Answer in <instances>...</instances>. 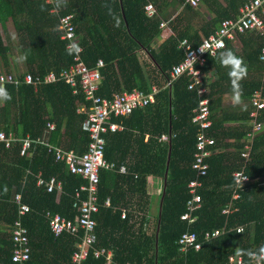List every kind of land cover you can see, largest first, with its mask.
Here are the masks:
<instances>
[{
  "label": "trees",
  "instance_id": "1",
  "mask_svg": "<svg viewBox=\"0 0 264 264\" xmlns=\"http://www.w3.org/2000/svg\"><path fill=\"white\" fill-rule=\"evenodd\" d=\"M172 1L179 7L171 15H175L170 22L172 34L160 43L163 12ZM202 1L213 14L198 21V11L183 6L182 0H59L55 6L44 0H0V60L8 69L0 67V73H21L16 81L0 83L12 96L9 102L0 104V130H11L18 137L41 136L47 142L36 144L35 150L31 148L32 157L20 154V141L9 147L0 143V264H19L11 260L10 230L18 217L16 195L31 208L21 217L32 248L31 258L23 264H70L80 241L68 233L55 236L46 214L73 220L79 214L78 207L88 200V191L81 190L88 181L72 173L65 161L56 159L54 149L56 146L77 153L86 150L89 136L82 126L85 115L76 111L78 102L84 100L83 92L80 87L73 92L63 78L37 85L23 82L24 74L42 79L48 72L72 64L73 53L66 50L58 27L59 17L68 14L73 17L84 64L93 67L98 60L103 61L99 95L110 98L114 92L133 87L144 91L152 85L158 88L154 103L136 108L128 116L111 118L121 122L123 129L104 135V156L114 167L99 171L95 194L99 209L92 215L96 221L93 246L110 250L111 259L107 263L104 255L95 257L90 251L81 264H228L236 244L242 250L264 245V136L258 134L250 158L245 159L239 156L241 130L224 125L245 118L247 112L240 106L262 87L259 53L264 35L258 32L246 31L237 42H228L220 51H233L247 65V76L240 83V106L229 108L225 104L232 85L228 69L220 64V53L216 57L208 55L203 66L216 74L215 81L210 82L214 123L210 133L216 136L220 151L208 159L210 168L202 177V203L195 212L196 219L190 225L179 219L189 198L187 182L195 178L191 164L197 125L191 118L198 99L196 92L187 88L189 76L181 75L168 85L169 72L185 56L179 45L182 40L198 46L225 19L239 17L243 2ZM148 2L154 3L160 17H147ZM9 21L16 41L6 32ZM263 115L264 111L259 119ZM48 121L54 122L53 130L46 129ZM164 133L169 134V140L159 141ZM121 164L126 166L125 173L118 171ZM235 170L249 178L241 188H236ZM148 176L162 181L152 229L143 225L149 220ZM51 177L60 193L57 188L48 192L46 183ZM40 178L45 181L42 185H38ZM233 192L240 197L232 198ZM106 199L109 206H105ZM226 207L232 208L230 214L222 212ZM240 225L246 226L239 233L234 228ZM224 226L228 230L221 237L201 240L198 250L179 252L177 240L185 230L200 238L204 230ZM242 256L244 264H249L248 257Z\"/></svg>",
  "mask_w": 264,
  "mask_h": 264
},
{
  "label": "built area",
  "instance_id": "2",
  "mask_svg": "<svg viewBox=\"0 0 264 264\" xmlns=\"http://www.w3.org/2000/svg\"><path fill=\"white\" fill-rule=\"evenodd\" d=\"M44 1L55 6L59 0ZM242 1V5L239 8V17L236 19H225L221 23L220 28L210 36L203 38L198 46L192 47L186 39L182 40L179 45L184 50L185 56L179 63L173 65L169 72L168 85L179 76L185 74L189 76L188 88L196 90L199 98L198 106L193 109L194 116L192 118V122L198 126L194 160L191 164L192 169L195 170V178L187 182L186 188L189 198L185 204L184 212L179 215V218L184 220L187 225H190L195 220V212L201 207L200 190L203 187L201 177L207 175L210 168L207 159L220 151L216 138L211 135L212 133H209L213 121L210 117L211 101L208 97V81L213 79V74L211 71L203 69V66L207 62L208 55L216 57L220 51L226 48L228 42H237L238 37L246 31L258 32L264 35V0ZM201 3L202 0H182L183 6H189L194 10H200ZM54 6H52V11L56 12L57 8ZM145 11L150 18L159 16L153 2L147 3ZM174 17L175 15L167 21H162L161 29H167ZM72 19V15L68 14L59 17L58 21V27L61 32L60 38L66 41V50L73 53L72 64L62 67L58 72L50 71L42 79L37 77L35 80L32 74H24L23 82H34L37 85L38 83H48L63 78L73 88V92H76L79 87L83 92L84 100L78 102L76 111L85 115L82 126L89 136L86 150L83 153H77L73 149L64 150L56 146L54 149L56 159L65 161L72 173L80 174L88 181L86 187H81V190L88 191V200L82 202L78 207L79 214L73 220L65 219L59 214L53 215L49 212H47L46 218L49 221L50 230L55 236L68 233L80 239L77 243V249L71 254L70 264H81L90 251L93 252L95 257L104 255L108 263L111 259V251L105 248H94L93 246L96 240L94 232L96 221L92 217L99 209L95 203L99 171L101 168L114 167V163H109L104 156L106 144L104 135L123 129L121 122L111 120L113 116H128L134 109L154 103L158 88L150 86L148 91H144L141 88L133 87L129 90L124 89L120 92H114L110 98L99 95L98 89L102 78L100 69L103 68V61L98 60L93 67H87L84 64L81 58L82 47L79 46V37L75 35ZM70 45L73 47L70 48ZM201 48H203V52H201ZM190 59H195V61ZM259 60L263 64L264 73V45L260 49ZM20 75V72H15L14 70L2 72L0 73V83L16 81L21 77ZM250 103L254 110L249 114V118L242 122L246 126V132L241 138L243 145L239 153V156L245 159L250 158L253 141L262 127L261 122L256 119L258 111L264 109L262 90L253 93ZM240 124L241 122H228V125ZM54 128V122L48 121L46 123L47 130H53ZM167 140H169L167 133L162 134L159 138V141ZM14 141H20L21 143L20 154L30 157L34 155L36 144L46 142L41 136L33 138L28 134L24 137H18L11 130H0V143H3L5 147H9ZM31 148H34V150ZM117 168L120 173H125L127 170L124 164L119 165ZM234 176L236 177V188H241L243 182L245 183L249 180L248 176L241 170H236ZM42 183H45V181L40 178L38 185H42ZM57 185L58 183H55L54 177H51L46 183L48 192L57 188L58 193H60V187L59 185L56 187ZM234 194H236V198L240 197L238 192H234ZM15 201L18 205V217L14 220L10 230L12 243L11 260L15 263L23 264L31 258L32 248L29 230L24 226L21 217L27 215L31 208L22 202L20 195L15 196ZM109 203V199H106L105 206H109ZM231 211V207L223 209L224 213H230ZM236 229L241 232L244 230V226H238ZM226 231V227L204 230L201 233L202 237L199 238L195 232L185 230L177 240L178 250L182 254L189 249L198 250L201 246V240H213ZM252 250L255 251L257 249L254 248ZM228 264H244V258L242 255H237L235 250L230 255ZM261 264H264V262H261Z\"/></svg>",
  "mask_w": 264,
  "mask_h": 264
},
{
  "label": "clouds",
  "instance_id": "3",
  "mask_svg": "<svg viewBox=\"0 0 264 264\" xmlns=\"http://www.w3.org/2000/svg\"><path fill=\"white\" fill-rule=\"evenodd\" d=\"M155 17H160V15L159 16H155ZM169 19H167V20H169ZM167 20H162V21H167ZM169 25H170V23H169ZM164 30H166V29H164ZM69 47L71 48L73 46L70 45ZM200 50H201V52H203V48H201ZM190 60L195 61V59H190ZM219 61H220V64H221L222 67H225V68L228 69V73L227 74H228V77H229L230 82H231V85H232V87H231L232 103H233L234 106H240L242 104V89L240 88V83L247 76V73H248L247 65L245 64V62H244V60H243L242 57L237 56L231 50H226V51L221 52L220 55H219ZM205 70H209V69H205ZM209 71H211V70H209ZM262 73H263V69H262ZM212 74H213V79H211V80L208 81V84H209L208 97H209L210 101H211V98H210V93H211L210 82H214L215 79H216L215 72H212ZM188 84H189V82H188ZM262 87H263V85H262ZM262 87L259 88V89H257V90H255V91L262 90ZM262 96H264V93L263 92H262ZM252 97H253V95L250 97V99L248 100V102L246 104H242L240 106V110L241 111L246 110V112H247V115L245 116V118H243L241 120H230V121H227V122L224 123V125L227 128H231V129L237 128V129H240L241 132H242V136L246 132V129H245L246 126L242 122L244 120H247L249 118V114L251 113V111L254 110V108L251 107V103H250V100H251ZM11 99H12V96L8 92L7 88L3 84H0V104L7 103ZM228 103H229V101L226 102V105H228ZM262 111H264V109L259 110L258 111V114H257V117H256L257 121L261 122V124H262L261 130L258 132V134H260L262 132V128H263V123H262L261 119H259L260 118V113ZM228 122H241V124L240 125H228ZM258 134H257V136H258ZM256 137H255V139H256ZM226 140L227 141H230L229 139H226ZM243 185H244V183H243ZM225 214H229V213H225ZM224 227H226V226H224ZM234 229L237 231L236 228H234ZM221 236H219V237H221ZM236 254L237 255L247 256L248 257V260H249V264H261V262H264V245H261L255 251L250 250V249L249 250L237 249L236 250Z\"/></svg>",
  "mask_w": 264,
  "mask_h": 264
},
{
  "label": "crops",
  "instance_id": "4",
  "mask_svg": "<svg viewBox=\"0 0 264 264\" xmlns=\"http://www.w3.org/2000/svg\"><path fill=\"white\" fill-rule=\"evenodd\" d=\"M178 5V3H177ZM177 5H174V2L172 1V3H170V5L168 7H166L165 11L163 12V16L164 18L162 20H167L171 17V15L173 13H175V11L173 9H178L179 7ZM178 7V8H176ZM213 14L212 10L207 7V5H204L203 1L201 3V8L200 10H198V21L200 19H207L209 18V16H211ZM172 34V29L171 26L169 25L168 28L166 30H163L162 35L160 37V43H162L163 41H165V39ZM20 72V71H18ZM262 85L264 87V73H262ZM232 97L228 98V100L226 102L229 101L228 105H226L229 108H234L235 106L232 103ZM226 104V103H225ZM238 107V106H237ZM234 111V110H233ZM261 121L263 123V128H262V136H264V115L261 118ZM148 135H146L147 138ZM147 194L150 196V204L147 206V213H148V218L149 220L144 222V227L147 226L148 228H150L153 223H154V214L156 211V204L158 201V196L161 193L162 190V181L160 178H156L154 176H148L147 177ZM152 229V227H151Z\"/></svg>",
  "mask_w": 264,
  "mask_h": 264
},
{
  "label": "rangeland",
  "instance_id": "5",
  "mask_svg": "<svg viewBox=\"0 0 264 264\" xmlns=\"http://www.w3.org/2000/svg\"><path fill=\"white\" fill-rule=\"evenodd\" d=\"M6 32H7V34L9 35V37H10V39L11 40H13V41H16V35H15V31H14V26H13V24L9 21V22H7V24H6ZM1 34L3 35V32L1 31ZM2 37H4V42H5V35H3ZM65 48H66V45H65ZM12 51H13V49H12ZM15 55H17V53L15 54ZM0 67H1V69H5V70H8V69H6V68H3L4 66L2 65V63H1V60H0ZM20 67L22 68V69H24V66H23V64L22 65H20ZM153 86V85H152ZM187 88H188V86H187ZM189 89V88H188ZM190 90H194V89H190ZM195 92H196V90H194ZM156 96V95H155ZM196 96H197V99H198V104H199V98H198V95H197V92H196ZM198 104H197V106H198ZM210 105H211V103H210ZM196 106V107H197ZM195 107V108H196ZM211 108V107H210ZM212 113V112H211ZM193 116H194V112H193ZM193 116H192V118H193ZM211 117V116H210ZM192 118H191V122H192ZM212 119V118H211ZM213 121V120H212ZM195 124V123H194ZM213 125H214V123L212 124V126H211V128L213 127ZM210 128V129H211ZM210 129H209V133H210ZM197 132H198V126H197ZM197 132H196V135H197ZM213 134V133H212ZM169 135V134H168ZM214 136V135H213ZM215 138H216V136H214ZM195 141H196V136H195ZM216 141H217V138H216ZM211 157V156H210ZM209 157V158H210ZM208 158V159H209ZM207 159V160H208ZM209 162V161H208ZM210 164V163H209ZM236 171V170H235ZM234 171V172H235ZM208 172H209V170H208ZM208 174V173H207ZM234 174V173H233ZM205 176V175H204ZM201 179H202V177H201ZM238 195V194H237ZM236 194H234V192H233V197L232 198H235L236 199ZM238 198V197H237ZM230 214V213H229ZM180 215V214H179ZM180 219V218H179ZM181 220V219H180ZM182 221H184V220H182ZM240 226H244V230H245V226L246 225H240ZM238 227V226H237ZM236 227V228H237ZM252 229V228H251ZM243 230V231H244ZM243 231H241V232H243ZM238 232V231H237ZM240 233V232H239ZM234 244H235V242H234ZM235 248H236V250L237 249H240V246L239 245H235ZM245 263V262H244Z\"/></svg>",
  "mask_w": 264,
  "mask_h": 264
}]
</instances>
